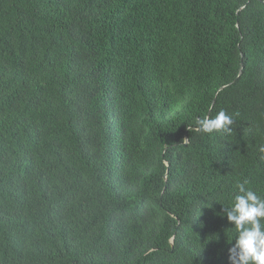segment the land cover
I'll return each instance as SVG.
<instances>
[{"label": "trees", "instance_id": "trees-1", "mask_svg": "<svg viewBox=\"0 0 264 264\" xmlns=\"http://www.w3.org/2000/svg\"><path fill=\"white\" fill-rule=\"evenodd\" d=\"M261 144L264 0H0V264H230Z\"/></svg>", "mask_w": 264, "mask_h": 264}, {"label": "clouds", "instance_id": "clouds-1", "mask_svg": "<svg viewBox=\"0 0 264 264\" xmlns=\"http://www.w3.org/2000/svg\"><path fill=\"white\" fill-rule=\"evenodd\" d=\"M233 123V116L225 110L195 120L196 130L205 134L220 131L230 134ZM258 151L264 161V144ZM247 184V180L236 183L231 205L224 208L228 222L235 228V242L228 249L230 264H264V197L246 187Z\"/></svg>", "mask_w": 264, "mask_h": 264}, {"label": "water", "instance_id": "water-1", "mask_svg": "<svg viewBox=\"0 0 264 264\" xmlns=\"http://www.w3.org/2000/svg\"><path fill=\"white\" fill-rule=\"evenodd\" d=\"M222 88H224V87H222ZM222 88H221V89H222ZM186 142H188V139L186 140ZM173 241H174V238H172L171 242L173 243Z\"/></svg>", "mask_w": 264, "mask_h": 264}]
</instances>
